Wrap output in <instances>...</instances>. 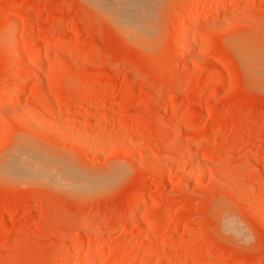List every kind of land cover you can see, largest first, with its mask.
<instances>
[{"label":"rangeland","instance_id":"obj_1","mask_svg":"<svg viewBox=\"0 0 264 264\" xmlns=\"http://www.w3.org/2000/svg\"><path fill=\"white\" fill-rule=\"evenodd\" d=\"M199 1H139L130 34L0 0V264H264V0Z\"/></svg>","mask_w":264,"mask_h":264},{"label":"bare ground","instance_id":"obj_2","mask_svg":"<svg viewBox=\"0 0 264 264\" xmlns=\"http://www.w3.org/2000/svg\"><path fill=\"white\" fill-rule=\"evenodd\" d=\"M87 2H89L91 5L95 6V8H97V10L99 9V11H101L100 13H103V15H105L107 18L110 19V21H113V24L115 25L116 23V26L117 24H119L120 26V29L123 30V31H126V32H129L131 31V33L133 31L138 32V27L135 26L134 24H137L136 22V16L132 13V12H136L138 13V11L134 10L138 7H141L139 4V1H142V0H109V2H106L105 0H86ZM220 1V0H219ZM224 2V1H223ZM199 4L201 6H205L207 5V1L206 0H200L199 1ZM221 4L222 1H221ZM212 5V4H211ZM222 6V5H220ZM199 7V5H198ZM225 7V6H224ZM223 8V7H221ZM224 9V8H223ZM211 10L212 8L209 7L207 10H205V13L203 14L204 17L207 18V16L211 13ZM188 11V9H187ZM199 10H194L193 13L197 14ZM191 14V13H190ZM200 14V13H199ZM187 15V14H186ZM201 15V14H200ZM185 16V15H184ZM10 24V30L9 31V38H12L14 36V34L16 33V26L18 24V22L16 20H12V22H9ZM189 23V24H188ZM187 24H188V27H191L192 24L190 22L187 21ZM130 25V26H128ZM133 25V26H131ZM190 25V26H189ZM117 26V27H119ZM138 28V29H135V28ZM187 27V28H188ZM132 28H133V31H132ZM119 29V28H117ZM135 29V30H134ZM189 29V28H188ZM190 30V29H189ZM134 32V33H135ZM187 32V31H186ZM185 32V36L184 38L186 39L187 38V33ZM130 33V34H131ZM133 34V33H132ZM136 34V33H135ZM128 36V35H127ZM186 42V41H185ZM190 45V44H189ZM185 46V45H184ZM46 47V43L43 42L42 45L39 47L37 53L32 57V59L30 60V63H29V67H33L39 60H40V55H41V52L42 50ZM48 47V46H47ZM187 49V48H186ZM185 49V50H186ZM189 50L191 49L190 47L188 48ZM21 52H19V59L18 61L19 62H22L24 60V57L26 56L25 55V52L23 49L20 50ZM187 52V51H186ZM12 53V52H11ZM13 57V55H12ZM14 59V58H13ZM21 79V78H20ZM21 81V80H20ZM23 81V80H22ZM18 82V81H17ZM16 82V83H17ZM20 84V82H18ZM17 83V85H18ZM22 83V82H21ZM22 87V86H21ZM23 88H25L23 86ZM19 92V91H18ZM17 92V93H18ZM23 90L21 89V91L16 94L14 97L12 98H6L3 99L2 101H0V108L2 106H5L9 103H12V102H16V101H19L22 94H23ZM3 98V96H2ZM77 102V101H76ZM79 103V102H78ZM145 124V123H144ZM97 126H94L92 131L90 133H96L97 132ZM174 135V134H173ZM22 145V144H21ZM23 146V145H22ZM22 148V147H20ZM23 149V148H22ZM26 149V148H25ZM27 151V150H26ZM29 151V150H28ZM27 154V153H26ZM31 154V153H30ZM16 156V155H15ZM28 156V155H27ZM21 157V156H19ZM35 157V155H34ZM37 157V156H36ZM17 160V159H16ZM19 161V160H18ZM23 161V160H22ZM21 163V162H20ZM19 163V164H20ZM31 163V162H30ZM37 163V162H36ZM18 164V163H17ZM34 164V163H33ZM28 165V164H27ZM35 166V165H34ZM29 167V166H28ZM24 168V167H23ZM31 168V167H30ZM31 170V169H30ZM71 173V172H70ZM35 176V175H34ZM55 177V176H54ZM72 181V180H70ZM73 184V183H72ZM66 185V184H65ZM70 185V183L68 184ZM66 187V186H65ZM145 227V226H144ZM154 228V227H153ZM155 231V230H154ZM63 241V240H62ZM66 241V240H65ZM110 244V241H106L103 243V245L99 248V249H93V251H91V253L89 254V256L84 259V262L82 264H96L95 263V259L97 260L98 257H101V256H104V253H105V247ZM85 247L84 246H79L77 249H76V255L82 251V250H85L84 249ZM87 249V248H86ZM114 254V251H110L107 255L110 257ZM131 255V254H130ZM134 258V257H133ZM125 259V258H124ZM126 260V259H125ZM124 261V260H123ZM127 264H132V258H128L127 257V260H126ZM125 262V261H124ZM135 262V261H134ZM126 263H122V264H126ZM138 263V262H137ZM81 264V263H80ZM134 264V263H133ZM136 264V263H135Z\"/></svg>","mask_w":264,"mask_h":264}]
</instances>
